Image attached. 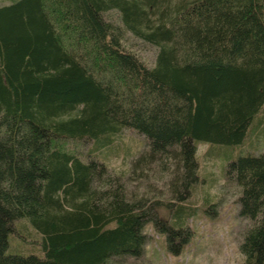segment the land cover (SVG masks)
Here are the masks:
<instances>
[{
	"label": "trees",
	"instance_id": "trees-1",
	"mask_svg": "<svg viewBox=\"0 0 264 264\" xmlns=\"http://www.w3.org/2000/svg\"><path fill=\"white\" fill-rule=\"evenodd\" d=\"M171 1L0 0V264H131L149 221L171 252L189 242L199 143H242L264 105V0ZM112 9L158 46L153 65L125 45ZM123 128L147 138L135 167L170 170L169 199L130 194L99 156ZM66 138L93 139L88 156ZM225 174L251 220L241 264H264V150ZM19 218L36 251L8 252Z\"/></svg>",
	"mask_w": 264,
	"mask_h": 264
},
{
	"label": "rangeland",
	"instance_id": "rangeland-1",
	"mask_svg": "<svg viewBox=\"0 0 264 264\" xmlns=\"http://www.w3.org/2000/svg\"><path fill=\"white\" fill-rule=\"evenodd\" d=\"M6 1V0H4ZM178 0H172L174 4ZM108 19L122 27L125 45L138 53L149 65L156 60L158 46L135 35L123 25L120 12L112 9L106 13ZM264 105L252 121L248 135L242 143L218 142L199 143V175L190 201L198 207L191 219L192 235L180 253L169 250L167 236L159 233L152 221L146 224L151 240L146 245L143 259L131 264H241L244 254L240 242L251 220L240 214L237 202L241 187L230 181L225 168L232 159L248 151L260 153L264 150ZM112 149L100 147L99 156L108 162L112 174L120 175L130 194L145 195L150 198L169 199L168 178L170 170L158 162L135 167L136 158L145 151L147 138L132 128H123L113 138ZM64 146L80 155L88 156L93 139L77 140L66 138ZM209 205V206H208ZM161 206V205H160ZM159 209V208H158ZM160 215L170 218L171 210L161 206ZM15 231L9 235L8 252L30 253L36 251L38 238L33 224L28 218H19Z\"/></svg>",
	"mask_w": 264,
	"mask_h": 264
}]
</instances>
